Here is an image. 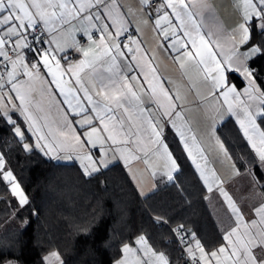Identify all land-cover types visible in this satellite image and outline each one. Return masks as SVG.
<instances>
[{"label":"snow or ice","instance_id":"snow-or-ice-1","mask_svg":"<svg viewBox=\"0 0 264 264\" xmlns=\"http://www.w3.org/2000/svg\"><path fill=\"white\" fill-rule=\"evenodd\" d=\"M236 2L238 5L240 4V0H236ZM196 6L193 0H136L134 5L127 8H124L118 0H0V58H2L0 63H3L5 70L4 72H0V121H3L5 125L11 126L14 136L19 138V142H23L25 140L24 131H22L17 120L13 119V114L19 112L20 116L27 123V130L33 136H36L35 148L44 152L45 155L55 150L47 142L44 144L40 143V141L45 140V137L42 134L38 135L39 129L36 126L35 118L25 106V96L21 94L20 86L17 82L19 69H23L24 75L30 79L34 75H36L37 79H41L39 69L42 64L52 76V80L49 83L55 84L60 94L64 96L63 103L73 109L75 114H84L81 126L87 125L90 128V131L85 133L87 137L85 142L90 144L92 148L96 147L97 140L101 145L99 159H94L90 151L83 153L76 152L75 159L80 162L83 174L85 176H92L99 173L102 167L108 168L110 163L107 159L108 150L103 145L106 140L112 141L113 144L117 143L115 136L109 128V124L106 122L114 118L112 115H109L113 112V109L108 102L115 103L117 108H124V111L127 112L129 109L124 107L125 101L130 105L133 100L139 101L137 93L128 85L126 86L128 87L131 99L119 95H109L108 93L110 85L115 84L113 77L117 75V60L120 57H126L121 48H127L129 52L142 51L143 40L135 39L129 33L131 21L128 17L135 18L139 14L140 20L137 24H147L152 19L153 13L156 16L153 31L158 30V36H162L164 41H170L166 47L177 53L174 60L179 62L180 68L185 69L188 62H194L199 71L203 73L204 80H211L212 92L210 95L215 96L217 99L223 97V103L227 105V113L229 115H237L230 102V98L239 100L240 93L236 91L235 85L228 83L225 73L228 71L241 72L242 75L249 79V89H245V92H248L252 89L254 83L252 79L253 71L247 64L242 69L240 67H233L231 57L225 58L223 61L217 59V55L213 50V45L216 42L211 39V33L205 35L202 31V17L198 20L196 18L198 13H194L192 10ZM201 6L206 7L207 5L201 4ZM242 7L243 22L238 24L236 31L240 33L239 43L243 45L251 41L252 33L257 32V30L258 34L264 38V0H242ZM169 10L171 11L169 12ZM76 20L80 21L81 30L89 41L93 40L92 29L100 33L98 47L102 48V52L99 55L94 54L91 59H88L92 50L83 49L72 34L76 31L73 24V21ZM106 20L110 21V24L105 22ZM41 21L43 22V29L37 31L38 23ZM66 25L69 27L66 28ZM111 28L115 29L114 33L110 31ZM29 29H33V31L29 32ZM139 30V27H137L136 31ZM126 33L128 34L127 38L130 43L121 45L117 41L119 37ZM29 36L31 39L28 38ZM106 41L111 42L106 43ZM53 45H55V48L52 47ZM130 45H135V49ZM159 46L161 48L165 47L163 43ZM73 47L82 51L85 59L79 61L78 64L70 63L66 70H61L60 60L56 59L54 53L56 51L64 52L65 48ZM113 49H115V53H113ZM143 51L146 54L147 50ZM26 53H31L35 58V62L31 63L30 67L25 62ZM233 55H242L245 61L259 55H264V42L252 44L246 52L239 53L236 51L233 52ZM102 57H107L108 59H103ZM154 58H148V66L152 75V80H148L149 87L153 95H155L156 89L152 85L153 81H156L163 92V96L169 101V107L174 108V100H179L180 96L177 92L176 96L173 97L170 95L169 90L163 89V79L158 77V68L151 63ZM132 59H136L135 55H133ZM53 60L55 61V69L51 66ZM9 64L11 65V71L7 70ZM85 68L90 69L92 78L95 81L92 84L91 90H95L97 84H99V90L95 92V95L102 97L103 103L99 100H94L93 95L90 94L91 90L82 82L80 73ZM67 73L75 77V84L79 85L78 88L60 78ZM5 75L7 79L4 78ZM131 79L135 80L136 76H133ZM8 85H10L8 92H5L4 89ZM252 90L258 91V89ZM81 91L83 92V98L78 95ZM217 91L218 96H216ZM10 92H15L16 98L20 100V106L13 103V96L8 94ZM259 99L260 106L255 111L248 107H243V118H238L237 123L243 132V136L247 138L248 143L255 151V159L258 161V166L264 170V130H262V125H264V92L260 94ZM73 100L76 101L75 107H73ZM83 101H87L92 106L91 112L95 113L94 117L87 114L88 110L85 108ZM77 109H79L78 112L76 111ZM140 111H147V109L141 108ZM162 115L168 117V122H171L173 128L176 129L177 134L184 143L185 149L188 150V155L192 156V151L189 149V140L195 144L196 138L187 134L191 132L190 127L187 129V133L184 130L186 121L182 117L181 112L165 110ZM97 118L103 126L102 130L93 126V120ZM258 119L259 123L257 122ZM177 120L180 121L179 127L176 123ZM149 123L152 128V135L155 137L154 142L157 145L156 154L164 159L163 175L167 177L168 181H172L173 172L177 170V162L173 159L168 146L161 139L163 125L159 121L150 120ZM101 131L108 132V136H100L99 133ZM94 135H96L97 140H93ZM212 136L215 138L219 151L223 153L226 159L231 160V156L228 154L224 143L219 137L215 136V121H213ZM254 138H258L259 147ZM76 140L79 144L80 138L76 137ZM22 147L26 152L33 150L26 142L22 143ZM201 156L203 157L202 152ZM66 158L72 159L73 157L69 155ZM131 158L136 159L137 157ZM120 159H123L125 165H128L130 157L125 156L123 151H121ZM113 160H115V157H113ZM145 162L147 163V161ZM193 162L195 163V159H193ZM196 168L200 170L201 178L205 184H208V177L201 170L200 164L197 163ZM232 168L235 175L240 174L234 164ZM249 174H252L251 170H249ZM156 175V171H152L150 174L151 178H154ZM212 175L215 176V173L213 172ZM132 178L136 180L135 174H133ZM0 182H6L7 185L11 186V193L19 197L20 206L29 203L13 171L10 168H6V158L3 150H0ZM136 183L140 195H146L147 193L141 181L136 180ZM214 183L222 185L223 181L217 178ZM255 183L259 187L264 188V184H259V181ZM218 190L225 198L227 207L236 217L237 227L232 228L224 235V239L229 242L228 246H221L217 251L210 253L205 252L199 240H195V250L191 244H186L185 236L181 235L182 226L181 228L173 229L179 237V242L185 245L186 254L192 257V264H212L213 260L216 261V264H226V262H230V264H264V204L254 209L255 215L259 219L245 222L242 211L233 198L222 186ZM208 191H212L211 184H208ZM157 222H161L159 218ZM242 222L245 232L237 235ZM234 235L237 237L235 240L232 239ZM136 242L143 246L145 256L149 257L143 264H171L163 252L157 253L148 246L145 236H139ZM123 251L129 253L132 249L128 245H125ZM195 251H199V259L196 258ZM220 254L224 255L223 262L220 259ZM50 255L55 257L57 261H60L58 253L52 252ZM2 264H13V262L4 260ZM115 264H126V261H116Z\"/></svg>","mask_w":264,"mask_h":264},{"label":"crops","instance_id":"crops-1","mask_svg":"<svg viewBox=\"0 0 264 264\" xmlns=\"http://www.w3.org/2000/svg\"><path fill=\"white\" fill-rule=\"evenodd\" d=\"M118 2L124 8H127L128 6L134 5L136 0H118ZM193 2L197 5L192 9L194 13H198L196 18L200 20L202 17V31L205 35L211 33V39L216 42L213 45V50L217 55V59L223 61L225 58L231 57V64L233 67H240L242 69L243 66L247 64L254 74L253 68L249 66L250 59L245 61L242 55H233V52L236 51L239 53L246 52L252 45L240 44V33L236 31L238 24L243 22L242 0H240L239 5L236 0H193ZM201 4H206L207 6L202 7ZM170 11L171 10H169V12ZM128 19L131 21L129 33L133 38L143 40L142 51L129 52L127 48H121V51L126 54V57H120L117 60V75L113 77L115 84L110 85L108 93L109 95H119L131 99L128 87L126 86L128 85L137 93L139 101L133 100L131 105L125 101L124 107L129 109L127 112L124 111V108H117L115 103L111 101L108 102L113 109V112L109 115H112L114 118L106 122L109 124L110 130L117 140L116 144H113L110 140H106L103 145V147L108 150L107 159L110 161L109 165L114 162L120 163L138 193L139 188L137 187L136 180L141 181L147 193L146 195L166 185L170 181L163 175L164 159L156 154L157 145L154 142L155 137L152 135V128L149 121H159L160 124L163 125V132L166 126L169 125L176 133L182 148L205 188V198L208 207L221 235V240L211 248L201 245L207 253L217 251L221 246H228L229 242L224 239V235L232 228L237 227L236 217L227 207L225 198L220 194L218 188L222 186L233 198L237 206L241 209L245 222H250L252 219H259L255 215L254 209L264 204V191L255 183L257 180L252 168L239 170L235 166L240 174L235 175L233 173L232 165L234 161L229 150L225 146L228 150V154L231 156V160L226 159L223 153L219 151L215 138L212 136L213 121H215V136L219 137L222 141L217 132V126L231 117L240 130L237 119L243 118V107H248L255 111V109L260 106V93L259 91L252 90L257 89L254 83L252 89L245 93V89H249V79L242 75L241 72H226L225 75L228 83L230 85H235L236 91L240 93L239 100L230 98V102L237 115H229L227 113V105L223 103V97L217 99L215 96L210 95L212 92L211 80H204L203 73L199 71L194 62H188L186 68L181 69L179 62L174 60L177 53L166 47L170 41H164L162 36H158V30L153 31L156 19L155 14L147 24H137L140 20L139 14H137L135 18L128 17ZM105 22L110 24V21L106 20ZM73 24L76 31L72 34L79 42V45L85 50H92L88 59H91L94 54L99 55L102 52V48L98 47L100 33L92 29L93 40L89 41L81 30L80 21H73ZM38 25L43 26V22H39ZM65 27L68 28L69 26L66 25ZM137 27H139V31H136ZM30 30L31 29L28 31L30 32ZM110 31L114 33L115 29L111 28ZM126 35L128 34L126 33L119 37L117 42L121 43V45L129 44L130 42ZM82 39L86 41L81 42ZM110 42L111 41H106V43ZM161 43L165 45L164 48L159 46ZM130 46L133 49L136 47L135 45ZM53 47L55 48V45H53ZM145 49L147 50L146 54L143 51ZM69 51L73 53V59L65 62L60 61L61 70H66L70 63L78 64L79 61L85 59L82 51L74 47L65 48L64 52L57 51V53L64 56ZM113 53H115V49H113ZM54 55L56 59H58L55 53ZM133 55L136 57L135 60L132 59ZM150 57H155L152 59L151 63L158 68V77L163 79V89L169 90L170 95L173 97L176 96L177 92L180 96L179 100H174V108L169 107V101L163 96V92L156 81H153L152 85L156 89L155 95H153L149 87L148 80H152L151 71L148 66V58ZM102 58L108 59L107 57ZM25 62L27 63V60H25ZM51 66L55 69L54 60L51 62ZM7 70L11 71L10 64ZM231 73L243 80V86L236 85L231 79ZM80 75L82 77V82L91 90L92 84L95 83V81L92 78L90 69L85 68ZM39 76L42 78L37 79L36 75H34L30 79L28 76L24 75L23 69H19L17 82L20 86L21 94L25 96V106L35 118L36 126L39 129L38 135L42 134L45 137V140L40 141V143L44 144L47 142L51 144L55 150L45 155L44 152L35 148L36 136H33L32 133L27 130V123L24 121V118L20 116L19 112H15L13 114V119L17 120L22 131H24L25 140L23 142L28 143L32 149H37L45 157L56 162H76L80 165V162L75 159L76 152L83 153L88 151L91 152L94 159H99L101 145L96 135L93 136V140H97L95 148H92L90 144L85 142L87 140L85 133L90 131V128L87 125L81 126L84 114H75L73 109L63 103L64 96L60 94L55 84L49 83L52 80V76L42 64L39 69ZM133 76H136L135 80L131 79ZM125 77H127V79H125ZM4 78L7 79L6 76ZM60 78L64 81H68L76 88L79 87V85L75 84V77L71 76L70 73ZM9 87L10 85L6 86L4 91L8 92ZM98 90L99 84H97L95 90L90 91V94L93 95L94 100H99L103 103L102 97L95 95V92ZM65 91H67V89H65ZM8 94L13 96V103L20 106V100L16 98L15 92H10ZM78 95L83 98L82 91L79 92ZM216 96H218V91ZM241 101L243 102L242 104ZM72 103L73 107H75L76 101L73 100ZM83 103L88 110L87 114L94 117L95 113L91 112L92 106L88 104L87 101H83ZM9 107H11V105H9ZM141 108L147 109V111L141 112ZM165 110L181 112L182 117L186 121L184 129L186 133L187 129L189 127L191 128V132L187 134L195 136L196 138L195 144L189 140V149L192 151V156L188 155V150L185 149L184 143L181 141L176 129L173 128L172 123L168 122V117L162 115ZM76 111L78 112L79 109ZM257 122L259 123L258 120ZM176 123L179 127L180 121L177 120ZM113 125H115V127H113ZM93 126L101 130L103 127L98 118L93 120ZM240 131L243 135L242 130ZM108 134V132L103 131L99 133L102 137H107ZM76 137L80 138L79 144ZM161 139L164 144H166L163 135ZM254 139H256L257 146L259 147L258 138ZM245 140L247 141V138H245ZM168 150L170 151L169 148ZM45 151H47V149H45ZM121 151H123L125 156L130 157L128 165H125L124 160L120 159ZM201 152L203 153V157L201 156ZM69 155L73 158L67 159L66 157ZM113 157H115V160H113ZM131 157L137 158L132 159ZM173 159L175 158L173 157ZM193 159H195V163ZM145 161H147V163ZM197 163L200 164L201 170H203L205 176L208 177V184L212 186L211 192L208 191V184H205L204 180L201 178L200 170L196 168ZM129 169H131V171H129ZM178 170L179 166L177 164V170L173 172V176ZM249 170H251L252 174H249ZM152 171H156L157 173L154 178L150 176ZM213 172L215 176L212 175ZM133 174H135L136 180L132 178ZM217 178L223 181L222 185L214 183ZM153 185H155V187H153ZM244 232L245 228L242 222L239 226L237 235ZM236 238V235L232 237L233 240ZM195 240L197 239H189L188 241V244H191L194 250ZM195 254L199 259V251H195ZM220 259L222 262L224 261L223 254H220ZM212 264H216V261L213 260ZM226 264H230V262H226Z\"/></svg>","mask_w":264,"mask_h":264},{"label":"trees","instance_id":"trees-1","mask_svg":"<svg viewBox=\"0 0 264 264\" xmlns=\"http://www.w3.org/2000/svg\"><path fill=\"white\" fill-rule=\"evenodd\" d=\"M264 42L257 32L248 44ZM254 85L264 92V55L249 60ZM237 86L243 80L231 73ZM259 121V119H258ZM264 130V125H262ZM217 132L239 170L252 168L259 184L264 170L255 153L229 117ZM163 137L179 170L172 181L142 197L120 163L85 176L76 162H56L37 149L23 150L11 126L0 121V150L27 196L20 206L10 186L0 182V264H48L46 255L57 252L62 264H114L125 242L144 235L155 250L166 253L171 264L179 251L169 227L181 225L189 239L211 248L221 240L205 198V188L174 130L167 125ZM264 191V188H262Z\"/></svg>","mask_w":264,"mask_h":264},{"label":"built area","instance_id":"built-area-1","mask_svg":"<svg viewBox=\"0 0 264 264\" xmlns=\"http://www.w3.org/2000/svg\"><path fill=\"white\" fill-rule=\"evenodd\" d=\"M153 15H154V13L152 14V17H153ZM40 29H43V26L42 25H38V28L36 30L39 31ZM31 31H33V29H31L30 32ZM45 35H47V33H45ZM126 37H128V35H126ZM29 39H31L30 36H29ZM85 41H86L85 39H82L81 40V42H85ZM45 46H47V45H45ZM55 54L57 55L58 60H60L61 62H65V61H68V60L73 59V53L71 51H69L64 56L61 55L60 53H57V51L55 52ZM0 60H2V58H0ZM26 60H27V63L29 65H31V63H34L35 62V58L31 55V53H26ZM4 71L5 70H4L3 63H0V72H4ZM159 220L161 221V223H164V224H166L169 227V229L171 231V239H173V241L175 242L176 247H177V249L179 251L178 259L176 261H174L172 264H192V257H190V256H188L186 254V252H185V245H182L179 242V237L173 231V229L181 228V225H171L164 218H159ZM181 235L185 236V238H186V244H188L189 235H188V232L186 231V229H184L183 227L181 228ZM182 256H183V258H181ZM196 258H197V256H196Z\"/></svg>","mask_w":264,"mask_h":264},{"label":"rangeland","instance_id":"rangeland-1","mask_svg":"<svg viewBox=\"0 0 264 264\" xmlns=\"http://www.w3.org/2000/svg\"><path fill=\"white\" fill-rule=\"evenodd\" d=\"M243 86V85H242ZM244 91V90H243ZM245 92V91H244ZM247 93V92H245ZM141 236V235H139ZM138 236V237H139ZM144 236V235H143ZM138 237L135 239V241L133 243H129V242H125L122 244L121 246V254L120 256L114 261V264L116 261H120V260H124L126 261V264H143L144 261H147L149 259L148 256H145L144 254V250H143V246L138 244L136 241L138 239ZM146 238V237H145ZM147 239V238H146ZM148 241V240H147ZM125 245H128L132 251L129 252V253H125L123 251L124 249V246ZM148 246L151 247L154 251H156L157 253H160L162 251H158V250H155L152 245L150 244V242L148 241ZM54 252V251H51L49 252L47 255H46V261L48 262V264H60L61 262V258H60V261H57L55 259V257H52L50 254ZM57 253V252H56ZM164 253V252H163ZM166 255V253H164ZM167 256V255H166ZM60 257V256H59Z\"/></svg>","mask_w":264,"mask_h":264}]
</instances>
